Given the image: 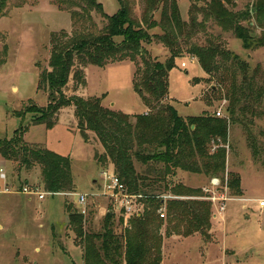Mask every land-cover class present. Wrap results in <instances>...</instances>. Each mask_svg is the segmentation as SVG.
Masks as SVG:
<instances>
[{
	"label": "trees",
	"instance_id": "16d2710c",
	"mask_svg": "<svg viewBox=\"0 0 264 264\" xmlns=\"http://www.w3.org/2000/svg\"><path fill=\"white\" fill-rule=\"evenodd\" d=\"M18 1V7L26 3V0ZM49 1L59 11L69 13L72 31L50 35L48 70L40 73L37 86L47 93L48 103L43 108L33 107L31 112L35 116L30 125H43L50 130L57 124L60 111L73 107L83 141L88 142L87 133H93L103 149L101 154L97 153L96 161L102 167L110 166L127 191L140 197L137 202L141 212L129 217L125 224L120 213L107 209L98 233H83L85 218L67 208L76 243L82 249V262L161 264L164 238L189 237L196 233L206 237L211 228L212 204L205 199L207 195L201 188L186 187L176 179L178 173L208 179L220 176L222 185L239 193L237 176L224 180L230 126L240 122V115H255L264 87L256 84V75L249 76L247 62L208 38L204 45H193L188 51L209 77L207 81L215 79L225 89L227 116L203 114L184 119L170 104L162 105L161 101L168 93L169 72L183 57L179 39L187 40L192 34H198L197 29L204 28L196 22V13L190 14L191 21L186 25L181 20L177 0H141L145 9L140 20L132 17L125 0H117L120 9L111 16L104 13L97 0ZM227 2L230 0H210L200 13L205 19H213L224 32H231L244 50L264 48V30L257 36L250 26V19L255 17L259 28H264L260 24L261 17L264 18V0H258L252 10L236 13L228 9ZM7 4L8 0H0V17L5 15ZM93 12L105 21L101 29L93 21ZM157 13L158 22L154 19ZM245 21L247 26L242 25ZM156 28L162 34L150 35L149 31ZM153 39L168 50L164 63L151 59L143 48V44H150ZM127 60L135 66L134 89L151 113L125 114L103 107L100 98L67 97L64 93L70 77L75 88L85 85L86 66L103 68L109 62ZM193 82L198 84L199 79ZM27 129L20 125L10 139L0 140V158L16 164L17 170L39 167L46 193H72L71 159L26 143L23 136ZM134 163L144 167L145 172L139 174ZM164 195L171 198L163 201ZM161 208L165 209V220L159 217ZM117 224L122 227L120 233L115 231Z\"/></svg>",
	"mask_w": 264,
	"mask_h": 264
},
{
	"label": "rangeland",
	"instance_id": "374dc122",
	"mask_svg": "<svg viewBox=\"0 0 264 264\" xmlns=\"http://www.w3.org/2000/svg\"><path fill=\"white\" fill-rule=\"evenodd\" d=\"M209 1L177 0L181 20L186 25L191 21V13H196V22L204 25L202 30L197 29L198 34H192L187 40L179 39L183 57L177 60L176 67L170 70L168 93L161 101L162 105L170 104L184 119L203 114L214 115L219 110L222 115L227 116L225 89L219 86L215 79L207 81L209 77L188 51L193 45H204L208 38L219 42L225 50L247 62L250 66L249 76L256 75V84L264 87V48L244 50L241 42L231 32H224L213 19H205L200 11ZM257 1L230 0L226 5L230 11L236 13L252 10ZM97 2L109 16L120 9L117 0ZM125 2L130 6L132 17L140 20L145 9L142 1ZM18 3V0H8L6 13L0 17V140L10 139L14 131L23 125L28 128L23 136L26 143L36 144L72 158V193L87 196L83 233H98L101 231L107 209L117 213L112 199L102 195L104 177L101 172L105 170L108 175H113V170L110 166L102 167L96 161V156L101 154L103 149L95 136L88 132V142L83 141L77 129L74 108L71 106L60 111L57 124L50 130L43 125H30L35 116L31 112L33 107L43 108L48 103L47 93L42 89L38 90L37 86L40 73L48 70L50 35L61 31L70 34V15L59 11L49 0H26L21 7H18ZM92 17L98 29H101L105 21L95 12ZM154 19L159 21V13L154 15ZM250 20L253 32L261 36L264 28H259L255 17ZM260 24L264 27L262 17ZM242 25L247 26L248 21ZM149 34L160 35L162 32L156 28L149 31ZM143 48L151 59L162 63L169 56L168 50L157 39H153L150 44H143ZM137 62L139 65L142 63L139 58ZM182 63L185 67H182ZM84 72L86 83L82 87L75 88L70 77L64 89L67 97L100 98L103 107L130 115L142 114L144 110L145 113H151L150 108L144 105L134 89L135 66L131 61L109 62L103 68L89 65L84 68ZM194 79H199L198 84H194ZM137 80L139 81V78ZM20 114L25 118L19 117ZM239 119L240 122L230 126L224 175L225 181L233 175L240 179L239 193H233L230 189L225 192L221 190L229 200L224 203L225 210L222 213L218 212L217 206L211 207L210 221L217 215L213 221V230L210 228L211 232L209 231L206 237L198 233L196 234L199 236L193 234L197 236L193 238L198 242L201 240L198 244L195 239L183 245L166 244L165 253L163 255V250L161 257L164 264H264V209L259 208V203L264 201V94L255 106V115H240ZM254 151L257 152L256 155L253 154ZM134 168L139 174L145 172V168L138 163H134ZM0 169L4 171L7 179L0 180V191L5 186L10 189L12 186L19 188L28 184L38 186L39 191L45 193L39 167L17 170L16 164L5 161V166L2 168L0 165ZM218 179H221L220 176ZM201 185L205 187L207 183ZM4 198L11 199V202H8L7 209L0 211L1 222L4 218L7 222L19 217L25 218V210L32 220V226L25 234L24 227L20 225L19 236L21 235L22 239L12 235L9 230L0 234V239L4 241V246L0 245V253H3L0 255V262L4 260V264H83L82 249L77 245L78 241L76 243L74 226L69 223L67 211V208H71L72 212L79 213L81 207L77 203L76 195L51 194L38 201L37 197L0 193V199ZM28 198L32 199L29 201ZM161 198L166 201L171 197L164 195ZM49 205L52 206L50 216L45 211L50 208ZM6 210L9 212L4 216ZM138 211L141 212L140 207ZM165 219L166 216L163 220ZM39 224L43 226L38 227ZM115 228L117 233L122 231L119 224ZM161 232L164 233V227Z\"/></svg>",
	"mask_w": 264,
	"mask_h": 264
},
{
	"label": "built area",
	"instance_id": "2783aa9c",
	"mask_svg": "<svg viewBox=\"0 0 264 264\" xmlns=\"http://www.w3.org/2000/svg\"><path fill=\"white\" fill-rule=\"evenodd\" d=\"M182 67H185L184 63H182ZM216 117H223L221 111H217L215 113ZM214 150V148H213ZM101 174L104 177L103 183V193L102 195L108 196L112 199L114 204V209L116 213H120L124 219V224L126 223L127 219L133 216L135 213L138 212V199L139 196H135L130 194L123 183L116 175H108L106 171H102ZM0 180L6 181V174L2 169H0ZM228 187L226 184H221L218 178H212L209 181V187L203 189L204 193L207 195L206 200H208L212 206H217V210L219 213L224 212L225 210V202L229 199L225 197L224 192L227 191ZM221 190L224 192L222 193ZM2 194H22L25 196H36L39 200H42L46 195H51V193H43L39 191L38 186H32L25 184L22 187H11L10 189L5 186V188L0 191ZM52 195H63V196H73L76 195L77 203L81 207L79 213L85 215V206L87 202V196L81 193H60V194H52ZM170 199V198H168ZM259 208L264 209V201L259 203ZM164 208H161L158 211L159 217L161 219L165 218Z\"/></svg>",
	"mask_w": 264,
	"mask_h": 264
},
{
	"label": "crops",
	"instance_id": "0c3cea01",
	"mask_svg": "<svg viewBox=\"0 0 264 264\" xmlns=\"http://www.w3.org/2000/svg\"><path fill=\"white\" fill-rule=\"evenodd\" d=\"M146 110H144V113H145ZM74 160L71 158V162H73ZM0 165H2V168L5 166V161L0 158ZM177 180H179L180 182H182L186 187H189V188H193V189H196V188H201V189H205L207 187H209V181L210 179H207L206 177L202 176V175H192V174H189V173H186V172H180L177 174ZM201 183H207V185L204 187V185H201ZM46 196H50V195H46ZM45 196V197H46ZM54 196V195H53ZM61 196V195H59ZM28 197H36V196H28ZM45 197L42 199L44 200ZM32 198H28V200L30 201ZM38 201H41L38 199ZM8 202L10 203L11 202V199H7V198H4V199H0V211H4L5 209H7L8 207ZM25 206V209L27 207V203L24 205ZM50 208H46L45 211H46V214L50 216V214L52 213L51 210H52V206L49 205ZM13 211V210H12ZM11 211V212H12ZM27 211V210H26ZM9 212V210L5 211L4 212V216L5 214ZM10 212V214H11ZM24 216L25 218H20L19 219H13L9 222L5 221L6 218L3 219V221L1 222L0 220V234H3L5 233L7 230L11 231V234L12 235H16L18 238L20 237V239H22V236L20 235L19 236V232H21L19 229H20V225L22 224V226L24 227V233L26 234L27 231H29L30 229V226H32V220L30 219V217L28 215H26L25 213V210H24ZM28 213V212H27ZM16 214H18V212H16ZM217 215H214L212 218H211V231L213 230V227H214V224H213V221L214 219L216 218ZM43 226L42 224H39L38 227H41ZM210 231V232H211ZM197 236H199L198 234H196ZM196 235H193V236H189L187 238H181L179 236H171L169 238H166L163 240V244H162V251H163V255L165 253V250L164 247L166 246V244L170 243H180V245H183L184 243H186L187 241L189 240H193L195 238L193 237H197ZM201 238V237H200ZM197 244L201 242V240H198L195 239ZM4 241L2 239H0V245H3L4 246ZM211 245V244H209ZM1 247L2 248V252H4V247ZM3 253H0V255H2ZM164 258V257H163ZM164 260V259H163ZM162 260L161 264H164V261ZM4 260H2L0 262V264H4Z\"/></svg>",
	"mask_w": 264,
	"mask_h": 264
}]
</instances>
